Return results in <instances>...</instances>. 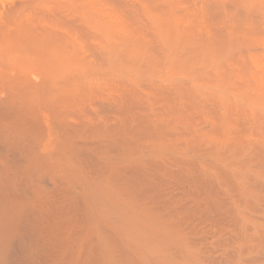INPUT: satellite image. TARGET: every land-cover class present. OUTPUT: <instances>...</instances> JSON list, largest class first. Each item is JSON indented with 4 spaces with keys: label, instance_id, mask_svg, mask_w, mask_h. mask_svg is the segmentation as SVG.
Masks as SVG:
<instances>
[{
    "label": "bare ground",
    "instance_id": "6f19581e",
    "mask_svg": "<svg viewBox=\"0 0 264 264\" xmlns=\"http://www.w3.org/2000/svg\"><path fill=\"white\" fill-rule=\"evenodd\" d=\"M0 264H264V0H0Z\"/></svg>",
    "mask_w": 264,
    "mask_h": 264
}]
</instances>
